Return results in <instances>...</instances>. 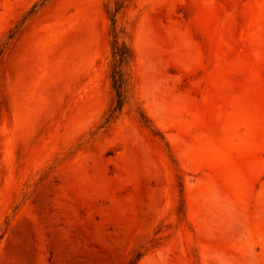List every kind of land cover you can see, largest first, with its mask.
Wrapping results in <instances>:
<instances>
[{
    "label": "rangeland",
    "instance_id": "374dc122",
    "mask_svg": "<svg viewBox=\"0 0 264 264\" xmlns=\"http://www.w3.org/2000/svg\"><path fill=\"white\" fill-rule=\"evenodd\" d=\"M0 0V264H264V0ZM145 115L144 117H142Z\"/></svg>",
    "mask_w": 264,
    "mask_h": 264
},
{
    "label": "trees",
    "instance_id": "16d2710c",
    "mask_svg": "<svg viewBox=\"0 0 264 264\" xmlns=\"http://www.w3.org/2000/svg\"><path fill=\"white\" fill-rule=\"evenodd\" d=\"M128 0H121L116 3L114 9H107L112 23L113 42L112 60L110 65V78L112 89L115 93L114 105L109 114V120L116 117L125 104L128 102V92L131 84L130 66L133 61V51L128 43L118 38L116 30L117 13L124 7ZM142 117L145 115L142 113ZM147 119V118H145Z\"/></svg>",
    "mask_w": 264,
    "mask_h": 264
}]
</instances>
